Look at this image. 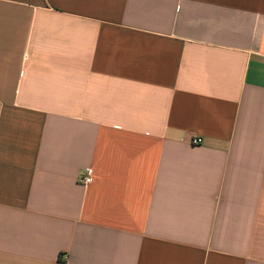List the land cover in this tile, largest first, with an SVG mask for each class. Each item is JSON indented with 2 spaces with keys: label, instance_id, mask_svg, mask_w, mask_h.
Wrapping results in <instances>:
<instances>
[{
  "label": "crops",
  "instance_id": "0c3cea01",
  "mask_svg": "<svg viewBox=\"0 0 264 264\" xmlns=\"http://www.w3.org/2000/svg\"><path fill=\"white\" fill-rule=\"evenodd\" d=\"M0 264H264V0H0Z\"/></svg>",
  "mask_w": 264,
  "mask_h": 264
},
{
  "label": "built area",
  "instance_id": "2783aa9c",
  "mask_svg": "<svg viewBox=\"0 0 264 264\" xmlns=\"http://www.w3.org/2000/svg\"><path fill=\"white\" fill-rule=\"evenodd\" d=\"M200 143H201V139L200 138L195 137V138H192V140H191V144H193V145H198ZM89 183H90V177H89L88 174L83 176V177H81V178H79V184H81L83 186H86Z\"/></svg>",
  "mask_w": 264,
  "mask_h": 264
}]
</instances>
